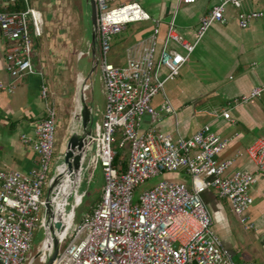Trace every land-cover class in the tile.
I'll use <instances>...</instances> for the list:
<instances>
[{
	"label": "built area",
	"instance_id": "1",
	"mask_svg": "<svg viewBox=\"0 0 264 264\" xmlns=\"http://www.w3.org/2000/svg\"><path fill=\"white\" fill-rule=\"evenodd\" d=\"M18 0H7L15 5ZM22 9L0 10V37L4 46V70L11 81H0V91L10 93L15 80L28 74L44 77L43 64H33L34 40L44 35L42 12L20 0ZM242 0H218L198 19L195 38L188 41L175 29L178 5L194 0H177L161 35V21L153 18L135 0H94L98 80L104 93V105L96 131L85 139L76 208L84 192L80 190L85 171L100 167L103 177L100 198L91 212L76 216L70 233L51 264H237L212 229V216L202 194L213 189L225 199L238 221L246 228L247 211L252 204L249 188L256 174L264 172V136L245 149L254 171L234 169V157L220 158L230 139L220 137L205 127L189 137L175 138L161 132L140 130L145 115L160 117L175 114L164 92V84L175 79L189 60L197 44L214 23H224V9L240 8ZM264 19V10L238 11L237 24L247 28L254 20ZM150 21V31L124 49V63L109 60L110 40L128 24ZM86 55L79 52L77 59ZM79 74H76V81ZM91 89V83L89 85ZM44 116L37 119L30 134L20 139L31 144L37 164L27 172L0 169V264H33L30 252L34 232L42 230L36 255L48 254L50 219L46 202L54 208L53 193L65 170L62 154L53 159L56 108L49 98V87L40 86ZM159 95L161 104L153 105ZM264 95V82L254 85L247 94L234 97L219 115L230 120V110ZM100 112L92 106V113ZM94 115V114H93ZM116 136H119L116 138ZM127 147L124 171L113 168L116 150ZM59 161V162H58ZM92 169V170H91ZM89 171V172H90ZM185 178L160 180L135 199L136 187L146 179L164 174ZM47 193L43 196V188ZM68 195V194H67ZM71 196L67 197V207ZM63 236V235H61ZM59 237V241L62 237ZM241 264H262L244 262Z\"/></svg>",
	"mask_w": 264,
	"mask_h": 264
},
{
	"label": "crops",
	"instance_id": "2",
	"mask_svg": "<svg viewBox=\"0 0 264 264\" xmlns=\"http://www.w3.org/2000/svg\"><path fill=\"white\" fill-rule=\"evenodd\" d=\"M135 1L151 17L161 21L163 35L177 0ZM217 1L180 3L175 20L176 32L182 38L193 41L198 19ZM28 2L39 9L44 18V35L34 40L36 54L33 64L37 70L43 64L45 74L43 78L38 74L25 75L15 80L12 92L0 91V169L21 172H27L37 164L35 150L31 144L22 142L20 136L30 134L33 123L44 116L43 100L39 93L44 81L49 87V98L56 108L57 119L61 123L67 121L68 128L70 124V119L65 118L71 99L70 88L66 86L67 66L71 61L66 29L59 26L55 0ZM17 3L22 9V2L18 0ZM7 5H10L7 0H0V10ZM250 10H264V0H242L239 9L231 5L225 7V22L210 26L176 81L167 87L169 97L166 96L175 114H162L160 117L145 115L140 125L141 131L161 132L175 138L178 135L189 137L198 128L205 127L220 137L230 139L227 148L220 154L221 159L235 156L230 171L237 168L254 171L255 166L246 156L245 149L256 138L264 136V95L250 103L233 107L230 120L211 115L224 109L232 98L247 94L254 85L264 82V19L254 20L247 28H240L236 19L238 11ZM150 28V21L136 22L126 27L124 30L130 29L132 34L126 39L124 49L147 34ZM4 46L0 37V81L7 83L11 78L4 70ZM123 63L124 52L121 64H113ZM160 104L159 96L158 100H153V105ZM93 114V122L96 115L100 121L101 110ZM93 125L91 130L94 131ZM166 176L173 177L172 174ZM174 176L183 178L182 175ZM249 194L252 197L247 211L248 223L252 225L250 228L238 221L228 202L217 197L213 189L205 190L202 197L212 216L211 227L232 260L237 264H264V172L256 174V182L250 186Z\"/></svg>",
	"mask_w": 264,
	"mask_h": 264
},
{
	"label": "rangeland",
	"instance_id": "3",
	"mask_svg": "<svg viewBox=\"0 0 264 264\" xmlns=\"http://www.w3.org/2000/svg\"><path fill=\"white\" fill-rule=\"evenodd\" d=\"M31 1V0H28ZM56 3L54 5V9L58 12V23L59 26L66 29V41L69 42V48L71 51V61L67 66V83L66 86L70 88L71 91V99L67 104L65 113L67 114L65 118L70 119V114L74 109V94L76 91V74L80 71L87 72L89 70V57L84 55L80 59H77V54L79 52H85L90 47V37H89V25H88V12L85 0H55ZM178 12V11H177ZM57 16V13L55 14ZM136 23H130L126 27L129 28ZM88 27V28H87ZM125 31V30H124ZM115 35L111 38V50L109 52V59L111 62L115 64H121V60L123 59V52H124V44L126 39L129 38V35L132 34L130 29H126V31ZM97 53V47L96 52ZM77 65V69L75 68ZM182 69V68H181ZM181 71V70H180ZM179 76V75H178ZM175 77L173 80H169L164 84V92L168 96L167 87L168 85L174 83L176 79ZM175 80V81H174ZM89 81H91V89L89 90L88 94L92 97V99L97 103L100 107L99 110L102 109L104 105V93L101 87V83L98 80V71L97 69L91 74ZM68 93H70L68 91ZM69 95V94H68ZM169 97V96H168ZM158 100L159 95H156L153 100ZM56 131L54 134V146H53V161L51 162V166L53 168L55 159L59 154L60 150L63 147L64 137L68 132V123L67 121L60 122L57 119ZM94 131L99 123L98 115L94 118ZM119 136H116V138ZM113 149H115L119 155H121V160H124L125 156L127 155V147L119 148L116 143L112 144ZM59 162V161H58ZM92 170V169H91ZM90 171V170H89ZM88 170L84 172L82 177V184L80 186V190L84 192L80 204H78L76 208V221L81 217V214L85 212H91L92 207L97 203L100 198L101 188L103 186V177L101 174L100 167H96L89 172ZM173 177L165 175H157L146 179L144 182L140 183L135 189V199L141 194L143 191L152 188L155 186L160 180L167 178V179H177L173 173H170ZM183 178L186 179L185 175H182ZM47 193L46 186L43 188V196L45 197ZM42 230L38 229L34 232L32 247L30 252L27 256H35L37 246L42 238ZM50 246L54 245L55 237L50 233ZM63 245L60 246V250L62 249ZM33 264H43L41 263L39 257H36Z\"/></svg>",
	"mask_w": 264,
	"mask_h": 264
},
{
	"label": "water",
	"instance_id": "4",
	"mask_svg": "<svg viewBox=\"0 0 264 264\" xmlns=\"http://www.w3.org/2000/svg\"><path fill=\"white\" fill-rule=\"evenodd\" d=\"M87 12H88V25H89V37H90V47L86 51V56L89 57V70L87 72L80 71L78 74V79L76 81V91L74 94V109L70 115V124L68 132L63 141V147L60 150L62 154V161L64 167L66 166L68 170L75 174V182L72 186L71 196L69 200V215L71 217L68 220V225L66 226L61 240L56 241L52 246L51 251L45 256L40 257V261L43 264H51L56 258L60 251V246L64 244L70 233V225L76 216V189L80 179L81 173V163H82V149L85 143V139L88 135H91V126L93 123V113L92 106L95 101L88 94L90 90L89 81L91 74L95 71L97 65L96 59V47H97V37H96V8L94 0H85ZM81 117V132L76 131L75 128L78 118ZM46 213L48 217H51V205L49 201L46 202ZM35 258L37 255L34 256Z\"/></svg>",
	"mask_w": 264,
	"mask_h": 264
},
{
	"label": "bare ground",
	"instance_id": "5",
	"mask_svg": "<svg viewBox=\"0 0 264 264\" xmlns=\"http://www.w3.org/2000/svg\"><path fill=\"white\" fill-rule=\"evenodd\" d=\"M88 28V27H87ZM90 95V94H89ZM82 119L78 118L75 128L76 131L81 132ZM63 178L60 182L59 187H56L53 193V204L54 208L51 209V219L49 223L50 233L55 237L54 243L59 240V237L63 234L66 226L68 225V220L71 217L69 215V209L67 207V197L70 195L72 186L75 182V174L68 170L65 166V170L62 172ZM68 194V195H67ZM50 239L47 244H50Z\"/></svg>",
	"mask_w": 264,
	"mask_h": 264
},
{
	"label": "trees",
	"instance_id": "6",
	"mask_svg": "<svg viewBox=\"0 0 264 264\" xmlns=\"http://www.w3.org/2000/svg\"><path fill=\"white\" fill-rule=\"evenodd\" d=\"M20 3H16L15 5H7L6 7H4V10H14V9H20ZM113 168L117 171H124L125 166H126V156L124 158V160H121V155L118 154V152L116 151V155L113 159Z\"/></svg>",
	"mask_w": 264,
	"mask_h": 264
}]
</instances>
